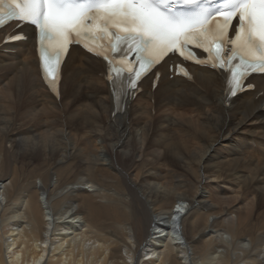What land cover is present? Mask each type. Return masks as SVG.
<instances>
[{
  "label": "bare ground",
  "instance_id": "6f19581e",
  "mask_svg": "<svg viewBox=\"0 0 264 264\" xmlns=\"http://www.w3.org/2000/svg\"><path fill=\"white\" fill-rule=\"evenodd\" d=\"M36 50L0 31V264H264V76L228 101L171 56L115 114L103 61L73 48L55 96Z\"/></svg>",
  "mask_w": 264,
  "mask_h": 264
},
{
  "label": "snow or ice",
  "instance_id": "6c2138e0",
  "mask_svg": "<svg viewBox=\"0 0 264 264\" xmlns=\"http://www.w3.org/2000/svg\"><path fill=\"white\" fill-rule=\"evenodd\" d=\"M10 21L34 26L42 77L56 96L72 45L107 62L117 102L171 56L223 72L229 96L264 75V0H0V27ZM174 70L191 79L182 64Z\"/></svg>",
  "mask_w": 264,
  "mask_h": 264
},
{
  "label": "rangeland",
  "instance_id": "374dc122",
  "mask_svg": "<svg viewBox=\"0 0 264 264\" xmlns=\"http://www.w3.org/2000/svg\"><path fill=\"white\" fill-rule=\"evenodd\" d=\"M6 181H8V180H6ZM35 181H36V180H35ZM38 182H39V183H38ZM36 183H37L39 186L41 185V183H40L39 180H37ZM86 188H87L89 191H90V190H91V191H94L92 188L90 189V187H87V186H86ZM22 195H24V194H22ZM41 199H42V198H41ZM173 207H174V205H173L172 207H170L168 210H170V209L172 210ZM174 208H175V207H174ZM185 209L188 210V207H187L186 204L184 203V209H183L184 212H185ZM187 210H186V211H187ZM187 212H188V211H187ZM187 212H186V214H187ZM186 214L183 216V219L185 218ZM183 219H182V220H183ZM212 231H213V230H212ZM226 237H228V235H227ZM231 241H232L231 238H229V239H228V242H231ZM242 242L244 243V245H243L244 247L242 246L241 249L244 250V251H245V250H246V251H249V250H250V247H251V244H248V243H249V239H247V238H243V241H242ZM247 244H248V245H247ZM245 245L247 246V248H246ZM245 248H246V249H245ZM248 248H249V249H248Z\"/></svg>",
  "mask_w": 264,
  "mask_h": 264
}]
</instances>
